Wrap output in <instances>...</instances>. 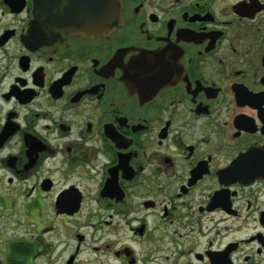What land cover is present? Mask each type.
<instances>
[{
	"label": "flooded vegetation",
	"instance_id": "flooded-vegetation-1",
	"mask_svg": "<svg viewBox=\"0 0 264 264\" xmlns=\"http://www.w3.org/2000/svg\"><path fill=\"white\" fill-rule=\"evenodd\" d=\"M76 1L0 0V264H264V0Z\"/></svg>",
	"mask_w": 264,
	"mask_h": 264
},
{
	"label": "water",
	"instance_id": "water-1",
	"mask_svg": "<svg viewBox=\"0 0 264 264\" xmlns=\"http://www.w3.org/2000/svg\"><path fill=\"white\" fill-rule=\"evenodd\" d=\"M44 2H70L72 0H36ZM87 2V5H40V10L49 12L57 19L66 32L82 36L103 35L116 27L121 22V4L123 0H77ZM102 4V5H101ZM39 11V10H37Z\"/></svg>",
	"mask_w": 264,
	"mask_h": 264
},
{
	"label": "rangeland",
	"instance_id": "rangeland-1",
	"mask_svg": "<svg viewBox=\"0 0 264 264\" xmlns=\"http://www.w3.org/2000/svg\"><path fill=\"white\" fill-rule=\"evenodd\" d=\"M19 218H14V217H0V237L1 236H7L8 233V228L11 226H14L15 223H19L17 222ZM27 220V219H26ZM31 220V219H30ZM20 221V220H19ZM29 221V220H28ZM31 224V223H30ZM24 227H21L20 229H22L23 231ZM21 232V231H20Z\"/></svg>",
	"mask_w": 264,
	"mask_h": 264
}]
</instances>
